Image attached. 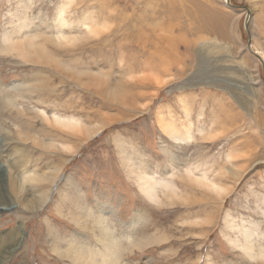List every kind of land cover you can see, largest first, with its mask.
<instances>
[{"label": "rangeland", "instance_id": "obj_1", "mask_svg": "<svg viewBox=\"0 0 264 264\" xmlns=\"http://www.w3.org/2000/svg\"><path fill=\"white\" fill-rule=\"evenodd\" d=\"M229 2L250 6L252 40L246 10L226 0H0V42L18 34L21 19L29 23L24 35L40 33L36 42L46 56L52 51L80 70L100 71L97 81L110 78V92L122 85L136 95L124 106L70 70L32 61L29 45L0 46V89H21L27 102L20 103L79 123L65 132L36 120L39 146L30 132L23 135L28 142L18 140L15 121L4 123L0 113V264H74L70 242L104 250L93 222L101 219L91 213L121 239L119 264H214L217 257L264 264V0ZM63 8L70 27L57 23ZM58 30L88 36L48 43L44 36ZM34 78L47 80L45 102L27 92ZM94 128L101 130L88 139ZM174 129L184 141L171 136ZM138 166L158 176L174 171L176 194L163 190L161 202H151L134 173ZM186 166L218 187L198 185L180 170ZM6 167L50 176L28 189L34 206L48 192L46 204L17 205L23 195L10 189Z\"/></svg>", "mask_w": 264, "mask_h": 264}, {"label": "bare ground", "instance_id": "obj_2", "mask_svg": "<svg viewBox=\"0 0 264 264\" xmlns=\"http://www.w3.org/2000/svg\"><path fill=\"white\" fill-rule=\"evenodd\" d=\"M226 5L230 6L231 8L236 6V5H232L229 1L227 2ZM64 9L65 8H63L62 12H60L61 16L59 15V17L57 19V23L59 25H62V23H63V25L64 24L68 25V21L64 17V12H65ZM250 13L252 16L253 12H252L251 8H250ZM18 21L19 22H18L17 28H16L19 30L18 34L16 36L6 34L3 41L0 42L1 47L6 48L7 51L8 50L16 51V47L19 43H21V44L23 43L24 45H29V48L27 49V53L30 54V55H28L29 57L31 56L33 58L32 61L47 64L49 66L53 65L57 69L61 68L64 72L66 69L72 71L71 74L70 73L68 74V76L78 78V80H81V81L84 80L85 81L84 84L86 86H90L91 83H93L94 85H91V86L103 89L106 98L110 99L111 101L118 102V103L123 104L124 106H127V107H130V105H133L136 102V95L134 93H132L131 91L124 89V86H122V85H117V87H118V89H120V91L110 92V89L113 86V83L110 81V78L106 77L104 80L97 81L100 78V76H102L104 73H101L100 71L99 72H92V71L88 70L85 66L81 67V70H80L78 68V66L76 65V63H73L70 61L67 62L64 60L61 61L59 59H56L55 56L52 55V51H50L49 55L46 56L44 54V50H45L44 45L36 42V39L39 36H41L40 33L38 32V33H34L33 35H29V34L24 35V33H22V31L25 29V27H29L28 26L29 23L28 22L25 23L21 19H19ZM24 23H25V25H24ZM247 24L248 23H244V27H245L246 31L250 32V38L252 40L251 25H249V24L247 25ZM251 24H252V21H251ZM87 28H89V27H87ZM91 34H94V33H91ZM84 35L88 36V32L85 33L84 31H80V33L73 35V34H69L68 32L58 30L55 35L49 34V35H45L44 37L48 43L50 42V44L52 43L53 45H55V44L59 45L60 43H63V42H70V39H74L73 36L79 37V36H84ZM26 41H28V42L25 43ZM251 44H252V41L250 42V44L247 43L249 50H251L250 49ZM18 51L20 54H24V50L22 48L19 49ZM33 51L36 53L32 54ZM253 55L255 57H257L258 59H261V57L258 54H253ZM46 81L47 80H42V78H38V79L34 78L33 81L31 83H29V86L27 88V92L29 91V93H30L29 95H35L37 100L39 99V100H42V102H45L46 98L43 96L46 94V91H47V89L44 90V86L46 87ZM49 95L50 94L48 93V96ZM43 98L45 100H43ZM20 99H23L21 101L27 102V100L25 99V93L23 94V91L21 89L20 90L15 89V90H11V91L0 89V107L3 110V111H1V109H0V111H1L0 113H5V115L7 117L6 119H3L2 121L5 123V121H8L7 119H9V118L12 119L13 121H15V123H16L15 134L17 135L18 140H20V141L28 142L29 141V138L27 137L28 135L26 137L23 135L25 134V132H30L31 134H33V135H31V137H34V139H35L33 142L36 144L37 143L39 144L40 141H37V140H40V138L38 137L40 134L38 132H33V130H35L33 128V126L37 124L36 120H38L40 118H43L44 121L47 123V125L49 124V125H52L53 127L58 126V127H60V129L64 130L65 132H69L68 130L70 128V125L79 124L77 120H75V123H74L72 121L74 119H72V118H61L55 112L52 115L48 114L47 111L45 110V108L42 107V105L36 106V105H32V103H30V104H24L23 103L22 104L19 102ZM12 116L15 118H12ZM24 117L29 118L33 125L29 124V122H25ZM187 117H188V115H187ZM16 118L20 119V120L16 122V120H15ZM159 121H160V127L162 129H165L163 119L159 118ZM104 123H106V122H103L102 127L106 126V124L104 125ZM101 128H99V129L94 128V129L89 130L87 132V136H88L87 138L90 139V138L95 137V135L100 132ZM75 129H77V128H75ZM179 134H180L179 129H174L171 136L177 140L179 138ZM45 136H47L46 133H45ZM189 137H191V135H189ZM179 139H182L184 141V138H179ZM46 144H50V143L46 142ZM42 145H43V143H42ZM39 146H40V144H39ZM44 148H45V146H44ZM20 154H21V152H20ZM122 154H123V157L125 159V164H127L129 166V168L132 165L131 168L134 169L136 167V163L132 160L131 156L129 157L127 154L125 155L124 152H122ZM21 155H23V154H21ZM180 167H182V166L180 165ZM6 168H7L6 173H7L10 189L15 194H18V195L22 194L23 195V198H18L19 202L17 201V205H21V206H23L27 209H30V210H33V209L37 210V209H40L44 204H46L45 202H47V200L49 199V196H50L48 194V192H43L42 194H40L41 199H38L39 202L37 203V205L34 206L33 199H34V195H36V194L35 193L30 194L28 189H29V185H31L32 181L41 180L42 182H44V181L49 182V181H51L50 176L45 177V178L42 177V179H40V177H41V175H40V177L37 176L39 178V180H38L37 177L30 178V175L32 173L30 175L21 176V175H18L19 172L16 174L13 173L16 169L14 171H12V167L11 168L6 167ZM180 170H182L183 173H185V175L187 174L186 176L194 177L195 180L197 181L196 183L198 185L200 184V185L204 186V184L208 185L211 183V185L218 187L215 183V180L212 181L209 179V177H207L205 175L204 176H197L196 172L190 166H186V168H184V169L181 168ZM169 171L170 172L168 173V175H165V176L164 175L158 176L155 174H149L139 166L134 171V173L137 176L140 173L139 178H140L141 192L151 202L159 204L161 202L160 201V198H161L160 194H162L163 190H165L163 195L166 197H169V194H170L169 190L174 192V193L176 191H178L176 189L177 186L175 185V183L173 181V177L175 176V173L172 170H169ZM43 176H45V174ZM33 186H34V188H36L35 185H33ZM205 187H206V185H205ZM213 189H215V188H213ZM168 192H169V194H168ZM2 203H3V205L6 204L5 201L4 202L2 201ZM0 204H1V202H0ZM1 207H7V206L4 205ZM87 217L88 218L94 217L93 220H95V218L97 220L101 219V221L95 220L93 222L96 223L97 226L101 227V230H102L101 234L104 235L103 240H104V243L106 244V246H105V249L103 248L104 250H94V248L92 249L88 246L82 247V244L80 245V244L76 243L77 245H75V243L70 242L69 245L71 247L69 248V252H71V254H73L74 264H119V263H117L118 262V256H119V252L117 251V249L122 243L121 239L116 238V237L111 238L112 235L108 234L109 230L105 226L106 218H104V217L102 218V215L98 216V215L91 213V215H88ZM80 222H82V220ZM246 237L252 242L253 235L250 232L246 233ZM106 239H107V241H106ZM133 240H134V238H133ZM100 241H102V240H100ZM134 243H135V241H134ZM250 249H251L250 256L252 258H255L256 254L253 252L254 250L252 248H250ZM262 256H264V254Z\"/></svg>", "mask_w": 264, "mask_h": 264}, {"label": "water", "instance_id": "obj_3", "mask_svg": "<svg viewBox=\"0 0 264 264\" xmlns=\"http://www.w3.org/2000/svg\"><path fill=\"white\" fill-rule=\"evenodd\" d=\"M229 0H227L228 2ZM233 8H238V9H245L247 10L246 11V20H245V23H248L249 25H251V21H252V16H251V13H250V6H242V5H237V6H234ZM247 24V25H248ZM248 32V31H247ZM249 33V36H250V32ZM249 42H251V40H249Z\"/></svg>", "mask_w": 264, "mask_h": 264}, {"label": "crops", "instance_id": "obj_4", "mask_svg": "<svg viewBox=\"0 0 264 264\" xmlns=\"http://www.w3.org/2000/svg\"><path fill=\"white\" fill-rule=\"evenodd\" d=\"M214 244H215V242H214ZM218 247H219L221 250H226V249H224V247L221 246V245H218ZM212 256H213V255H212ZM214 260L217 261V262H219V263H220V262H223V263H220V264H228V261H227V260H225V259L222 260V259H220L219 257H217V260L214 258ZM217 262H214V261H213L214 264H216ZM224 262H225V263H224Z\"/></svg>", "mask_w": 264, "mask_h": 264}]
</instances>
